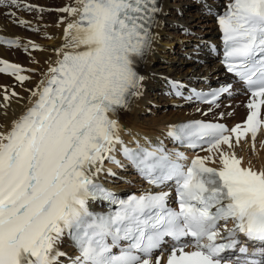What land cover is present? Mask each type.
I'll use <instances>...</instances> for the list:
<instances>
[{
    "label": "snow or ice",
    "instance_id": "obj_1",
    "mask_svg": "<svg viewBox=\"0 0 264 264\" xmlns=\"http://www.w3.org/2000/svg\"><path fill=\"white\" fill-rule=\"evenodd\" d=\"M76 2L59 10L78 19L64 29L50 78L32 93V107L0 131V264H264V168L245 166L235 153L264 127V0H229L217 15L223 63L253 99L243 125L231 129L203 121L170 126L175 141L209 153L188 164L182 152L139 141L132 148L121 136L120 112L143 95L137 65L159 39L160 0ZM0 64V72L29 79L19 65ZM169 84L183 95L180 82ZM232 91L228 84L186 99L213 104ZM117 152L160 190L120 199L100 184L106 161L123 167ZM173 186L175 208L164 190ZM98 201L109 211H92ZM66 239L71 255L60 250Z\"/></svg>",
    "mask_w": 264,
    "mask_h": 264
},
{
    "label": "bare ground",
    "instance_id": "obj_2",
    "mask_svg": "<svg viewBox=\"0 0 264 264\" xmlns=\"http://www.w3.org/2000/svg\"><path fill=\"white\" fill-rule=\"evenodd\" d=\"M228 1L185 0L182 4L172 0H160L163 12L159 17L160 26L156 29L159 39L153 45L154 50L137 65L139 74L146 78L143 95L132 101L130 110L121 111L119 114L124 141L133 137H152L169 144L173 141V138L168 136L170 126L191 118L221 120L230 125L241 122L243 125L250 111L247 105L252 100L248 98L244 88L236 86L231 95L225 94L216 104H203L195 99L188 100L175 95L169 84V81H178L184 86L182 89L189 93L193 85L211 87L231 79L230 74L222 67L220 53L216 54L210 47L211 43L217 44L219 41L217 15ZM18 3V7L0 5V59L19 65L23 69L19 74L29 79L21 82L13 74L0 73V125L4 126L0 127V131H6L14 120L32 107L37 99L32 93L37 91L38 86L43 87L41 82L46 83L50 78L49 68L56 66L60 59L57 50L64 44V29L78 17L59 10L66 8L65 4H68V7H80L76 0H48V4H45L44 0H18ZM210 12L216 13L215 20ZM62 16H65V19ZM194 17L195 19L191 20ZM19 21L29 23L21 24ZM198 26L207 28L200 31ZM178 27L191 29L192 34L184 38L177 37L178 42L185 45L182 54L166 53L167 48L175 43L171 36L178 35L175 34ZM189 55L195 59L192 63L185 62ZM2 65L0 64V67ZM13 92L18 96H13ZM5 94L10 97L7 101L4 100ZM162 97L168 99L170 106L166 104L162 110H151L148 102L158 103ZM223 101L227 104H223ZM139 105L141 110H138ZM261 116L264 118V106L261 108ZM197 153L200 156L209 155L201 148ZM235 153L243 158L245 165L250 161L254 168H264V127L258 132L255 142L250 135L242 138L240 144L235 147ZM121 163L124 164L123 161ZM214 165L219 166V162ZM104 167L105 171L99 176L112 186L130 188L132 191L146 188L133 167H120L107 161ZM109 169L115 173L114 176L108 174ZM120 178L131 183H125ZM60 250L69 255L74 253V248L67 239ZM162 259H166V256L163 255Z\"/></svg>",
    "mask_w": 264,
    "mask_h": 264
},
{
    "label": "rangeland",
    "instance_id": "obj_3",
    "mask_svg": "<svg viewBox=\"0 0 264 264\" xmlns=\"http://www.w3.org/2000/svg\"><path fill=\"white\" fill-rule=\"evenodd\" d=\"M50 1V0H49ZM172 1H176V2H178V3H182L183 4V2H185V0H180V1H182V2H180L179 0H172ZM44 2H45V4H48V0H44ZM64 7H68V4H65L64 5ZM218 11H219V9H218ZM218 11H216L217 13H218ZM52 12H54L53 10H52ZM206 13H208V12H206ZM211 13V12H210ZM7 14H9V12L7 13ZM215 14L216 13H211V15L213 16V18H214V20H215ZM63 17V16H62ZM64 19H65V16L63 17ZM63 19V20H64ZM193 19H195V17L194 18H192L191 20H193ZM198 19V18H197ZM183 25V24H182ZM200 25H202V24H200ZM180 26H181V24H180ZM199 27V26H198ZM207 27L206 26H200L199 27V29L198 30H200V31H203L204 29H206ZM175 34H178V35H176V37L174 36V35H172L171 36V38L174 40L175 39V43L170 47V48H167V52L166 53H173V52H180L181 54H182V52H183V50H184V47H185V45L184 44H180V42H178V40H177V37H182V38H184L185 36H188V35H190V34H192V31H191V29H188V28H185V30L182 28L181 29V27H178L177 29H176V31H175ZM171 38H169V39H171ZM14 47H16V46H14ZM26 50V49H25ZM24 50V51H25ZM177 50V51H176ZM180 50V51H179ZM169 55V54H168ZM195 59H193L192 57H191V55H189L188 56V58H186V61L185 62H187V63H192L193 61H194ZM0 73H4V72H0ZM5 74V73H4ZM9 74H11V73H9ZM15 96H18V95H15ZM166 98V97H165ZM165 98H163L162 97V99H160L161 101L160 102H158V103H150V102H148V106L151 108V110L152 109H154L155 111L156 110H162L163 109V107H165V105L166 104H168L167 106H170V103L168 102V99H165ZM165 99V100H164ZM227 99V98H226ZM163 100V101H162ZM165 102V103H164ZM223 104H227V102L226 101H223L222 102ZM153 107V108H152ZM155 107V108H154ZM138 110H141V105H139L138 106ZM142 112H144V111H142ZM123 178H120V180H122ZM123 182H125V183H131V181H127V179H123Z\"/></svg>",
    "mask_w": 264,
    "mask_h": 264
}]
</instances>
